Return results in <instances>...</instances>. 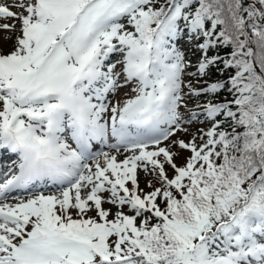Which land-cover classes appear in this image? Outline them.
Segmentation results:
<instances>
[{"label":"snow or ice","instance_id":"snow-or-ice-1","mask_svg":"<svg viewBox=\"0 0 264 264\" xmlns=\"http://www.w3.org/2000/svg\"><path fill=\"white\" fill-rule=\"evenodd\" d=\"M0 264H264V0H0Z\"/></svg>","mask_w":264,"mask_h":264},{"label":"rangeland","instance_id":"rangeland-1","mask_svg":"<svg viewBox=\"0 0 264 264\" xmlns=\"http://www.w3.org/2000/svg\"><path fill=\"white\" fill-rule=\"evenodd\" d=\"M7 22H11V21H7ZM10 47H11V44L10 43L9 44H6V45H3V50L6 52V51H8L10 49ZM185 47H187V46H185ZM189 55H190V58L192 60H194L195 57H198L199 53H196L195 55H191V54H189ZM114 58H116V57H114ZM206 78H208V77H206ZM131 87H132V85H129L127 88L122 89L120 91V93L118 94L117 99L123 98L126 95L130 94ZM197 127H204V128H206L207 125H191V126H189L190 133H194ZM178 135L181 138H184V139H188L189 138L188 136H184L183 134H178ZM104 150L107 151L108 149H104ZM146 179H148V178L144 175V173H142V172L139 173L140 188L143 189L145 192H148V191H151V189H149L148 187H146V183H145L146 182ZM157 186H159V185H157ZM53 191H55V190H53ZM105 207H108V205H105ZM90 215H94V213H90Z\"/></svg>","mask_w":264,"mask_h":264},{"label":"trees","instance_id":"trees-1","mask_svg":"<svg viewBox=\"0 0 264 264\" xmlns=\"http://www.w3.org/2000/svg\"><path fill=\"white\" fill-rule=\"evenodd\" d=\"M221 54H223V51L221 52ZM218 79H222V78L219 76L218 73H215V74L212 76V79L210 80V82H211L212 80H218ZM220 95H221V98H222L224 95H226V93H221ZM228 98L231 99V96H228Z\"/></svg>","mask_w":264,"mask_h":264}]
</instances>
